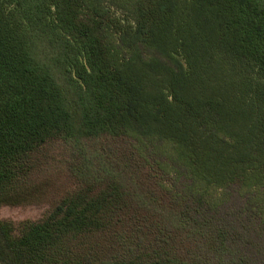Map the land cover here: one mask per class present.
<instances>
[{"label":"trees","instance_id":"trees-1","mask_svg":"<svg viewBox=\"0 0 264 264\" xmlns=\"http://www.w3.org/2000/svg\"><path fill=\"white\" fill-rule=\"evenodd\" d=\"M55 143L0 264H264V0H0V191Z\"/></svg>","mask_w":264,"mask_h":264},{"label":"rangeland","instance_id":"rangeland-1","mask_svg":"<svg viewBox=\"0 0 264 264\" xmlns=\"http://www.w3.org/2000/svg\"><path fill=\"white\" fill-rule=\"evenodd\" d=\"M112 10L116 16L124 19L126 12L115 7ZM175 55L186 66L183 55ZM163 62L172 68L176 67L172 59L164 58ZM159 81L162 82L161 77ZM101 143L102 141L93 143V146L100 148ZM103 146L107 148L109 145ZM74 159L75 155L72 151L60 143H55L48 147L44 154L39 155L37 157V163L41 165L39 168L21 176L13 185L0 191V227L16 236L23 227L18 226L23 219L39 216V220H42L56 204L68 197L75 187V180L70 175L69 168ZM33 197L39 198V201L35 202L39 206L13 208L9 205L10 203H7L8 201H30ZM40 197H42L41 200Z\"/></svg>","mask_w":264,"mask_h":264}]
</instances>
